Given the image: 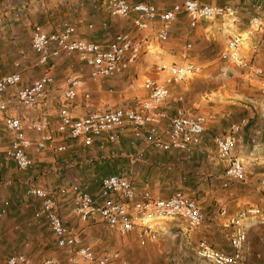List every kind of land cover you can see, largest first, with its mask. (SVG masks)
I'll use <instances>...</instances> for the list:
<instances>
[{
  "label": "crops",
  "instance_id": "crops-1",
  "mask_svg": "<svg viewBox=\"0 0 264 264\" xmlns=\"http://www.w3.org/2000/svg\"><path fill=\"white\" fill-rule=\"evenodd\" d=\"M127 1L131 4L148 2L163 9L182 0ZM201 1L234 4L233 6L236 4L239 13L235 24L238 26L228 31L233 36L244 35V44L249 50L246 59L255 66L264 67V0ZM135 15L136 11H131L127 17L111 15L106 7V0H0V75L20 71V86L28 84L44 71H48L55 81L63 76L62 82L54 83L47 91L44 101L37 107L26 109L12 103L7 110L22 118L28 137L32 140L38 137V133L29 127L31 120L44 114L51 127L58 121V94L64 88L67 76L76 75L81 79L71 106L76 116L85 115L92 109L133 105L146 95L142 80L150 76L143 73L145 68L149 69L145 63L149 58L142 60L144 62H135L114 76H100L96 79L89 77L88 66L76 52L50 55L47 62L39 63L30 45L33 25L38 23L48 31H57L65 23H72L76 26V35L106 43L117 32H129L133 36L138 31L142 32L132 22ZM253 16L258 17V26L251 24ZM207 20L209 19L200 20L195 26H190L187 16L181 13L171 24L169 37L176 33L177 28L182 30L188 24L193 30V35L190 36L193 46L202 45L196 50V54L209 57L213 54V48L209 46L217 32L219 33L221 24L217 20ZM150 22L155 28L150 25L147 30L156 36L159 19ZM150 41L157 46L156 38ZM180 46V43L174 41L170 46H165V49L161 47L160 53L166 59L172 56L170 52L180 50ZM53 47L51 44L49 50ZM241 55L244 56L242 50ZM151 59L154 64L153 53ZM240 76L249 85H254L253 88L245 84L249 90L243 92L242 100L214 97L213 91H208L205 80L197 79L188 82L189 86L177 94L182 96L178 100L177 95L173 96L174 86L170 84L171 98L161 107L168 114L171 115L176 106H183L191 112L209 116L202 139L205 149L201 152L198 147L194 148L190 159L180 150H162L151 143L154 131L167 138V120L158 125L147 124L143 127L129 125L117 131L114 141L107 139L106 134H101L95 136L90 144L55 131L56 142L63 144L64 148L37 149L31 145L27 148L31 164L23 169L18 168L12 160H4L0 156V243L3 254L35 251L37 255L32 264H43L46 257H56L68 263L69 254L56 246L45 221L32 222L39 200L26 193L31 185L42 186L49 192L65 226L78 232L82 242L89 243L87 238L92 236L96 241L100 238L113 239L105 245L108 249L104 250L123 248L124 241L128 238L137 242L134 232L120 236L110 231L101 218L95 216L85 221L74 210L75 192L97 191L101 177L111 173L124 174L133 181L138 191L149 189L157 197H166L176 190L183 191L197 202L206 216L220 207L226 208V215L217 216L213 222L207 221L202 229L208 234L205 238L208 241L224 231L227 240L224 248L230 249L227 239L229 227L223 225L228 216L250 205L258 206L262 211L264 208V94L260 92L254 74L247 70ZM14 89L12 87L8 91ZM85 93L89 95L86 97ZM242 118L245 123L235 133L233 154L247 166V176L244 181H230L223 188L225 161H220L217 157L213 136L225 132L231 123L239 122ZM11 136L0 120V146L6 145ZM192 186L195 187L190 189ZM160 222L158 220L155 223L158 229L161 227ZM244 224L249 244L247 264H264V211L257 218L246 219ZM209 242L215 247H223L213 240ZM124 258L127 259V256Z\"/></svg>",
  "mask_w": 264,
  "mask_h": 264
},
{
  "label": "built area",
  "instance_id": "built-area-1",
  "mask_svg": "<svg viewBox=\"0 0 264 264\" xmlns=\"http://www.w3.org/2000/svg\"><path fill=\"white\" fill-rule=\"evenodd\" d=\"M106 7L111 15L127 17L131 11H136L133 24L140 30H147L150 21L159 19L156 27V38L167 40L171 24L179 14L184 13L190 26H195L200 20L215 17H228L236 21V7L232 4L207 3L199 0H182L167 8H158L148 2L129 3L127 0H106ZM253 26L259 25L257 16L250 19ZM76 26L65 23L57 31H48L36 23L31 30L30 45L39 63L47 62L50 55L61 52L70 54L76 52L89 69V77L114 76L134 64L149 46L144 37H134L129 32L112 34L106 43L95 42L76 35ZM53 44L52 50L49 46ZM190 43L186 46L190 47ZM239 38L227 40L219 57L230 60L235 66L250 71L257 78L258 88L264 94V67L255 66L241 55ZM154 67L163 75L161 78L146 76L142 87L146 95L129 106H114L102 109H92L82 116H76L71 110L76 97V88L81 79L69 75L65 86L58 94V121L51 127L46 115L31 120L29 127L38 133L36 140L25 134V124L19 115L7 110L12 103L26 109L40 105L49 88L54 84V77L44 71L33 78L28 84L19 85L21 72L12 71L0 75V120L4 128L12 135L10 141L0 146V156L4 160H12L20 169L31 164L27 148L34 145L37 149L51 147L62 150L63 144L56 142L55 131L79 138L85 144H90L95 136L106 134L107 139L114 141L117 131L127 126L143 127L147 124L158 125L167 120V138L154 131L151 143L162 150H180L190 159L194 148L201 152L205 146L202 143L203 133L209 116L191 112L183 106H176L170 115L162 104L171 98L170 84L181 82L201 71V65L185 60L181 63L166 60L160 52L153 53ZM15 88L8 91L9 88ZM89 94L85 93L87 97ZM178 100L182 96L177 97ZM245 123L242 118L233 122L223 133L213 136L217 149V157L225 161L222 176L223 186L230 181L241 182L247 176V166L233 154L235 133ZM26 193L39 200L32 222L44 220L56 246L66 251L68 263L56 257H46L43 264H128L119 250L96 252L90 243H84L78 232L65 226L62 217L56 209V203L49 192L38 185H31ZM74 210L82 220L99 217L112 232L125 236L134 232L140 246L155 243L159 239V229L155 225L158 220L182 218L187 228L193 230L203 226L207 221L213 222L217 216L227 214L224 207L212 211L207 216L201 211L197 202L183 191L176 190L166 197H157L149 189L138 191L133 181L122 173H111L101 177L97 191L77 190L75 192ZM262 214L258 206H247L236 214L228 216L223 225L229 227L227 239L230 249L215 247L208 239L199 238L194 246V256L206 264H246L247 263V230L245 220L257 218ZM37 253L3 254L0 243V264H32Z\"/></svg>",
  "mask_w": 264,
  "mask_h": 264
},
{
  "label": "rangeland",
  "instance_id": "rangeland-1",
  "mask_svg": "<svg viewBox=\"0 0 264 264\" xmlns=\"http://www.w3.org/2000/svg\"><path fill=\"white\" fill-rule=\"evenodd\" d=\"M201 1V0H199ZM203 2V1H202ZM234 5V4H233ZM236 6V4H235ZM238 13L239 9L236 7V21L232 22L228 17H215L209 19L207 21H215L221 24L219 27V33L217 32L216 36L212 39L209 48H213L212 55L207 57H200L196 53L202 45L198 44L196 47L193 46V40L190 36L193 35V30L191 27L187 26L184 27L182 30L179 28L176 29V33H173L172 37L168 36L167 40L159 41L154 33H149V30H145L142 32H137L135 37H144L147 40L149 46L146 50L143 51L141 57L137 60L138 62H144L142 60L149 58L145 63L149 66V69H146L143 73L144 75H150L154 78H161L162 73L158 72L156 69L153 68L154 64L152 63L151 55L152 53L161 51V47L170 46L174 41L180 43V50H176L170 52L172 56L167 57L166 60L173 61L177 63H181L186 59L192 60L201 65V71L196 74L192 75L181 82L173 83L174 86V94L176 96L181 91L185 90V87L189 86L188 82L191 80H205L208 85V91H213V96L223 99H232V100H242L243 92L249 90V87H253L254 85H249L245 79H243L240 75L245 73V69L235 66L230 60L223 59L219 57L220 50L224 48L225 43L228 39L232 37L239 38V45L242 50L243 57L246 58V54L249 53L247 46L244 44L245 36L243 35H236L233 36L230 34L231 29H236V22L238 21ZM211 22V23H212ZM183 24V23H178ZM178 24L176 25L178 27ZM152 26V27H151ZM151 28H155L151 24ZM157 39V46L153 45L151 39ZM186 38V39H185ZM187 42H190V47H187ZM166 48V47H165ZM164 48V49H165ZM178 51V52H177ZM248 58V57H247ZM249 60V59H248ZM136 61V62H137ZM80 62V61H79ZM81 64V63H80ZM152 64V65H151ZM63 77V76H62ZM62 77L54 83H61ZM200 84H204L203 82L199 81ZM245 84H248V88H246ZM60 90V89H59ZM254 92H256L254 90ZM178 96V95H177ZM227 130V129H226ZM236 140V139H235ZM236 145V144H235ZM235 148V146H234ZM234 152V150H233ZM195 186H192L190 189H193ZM227 186H225L226 188ZM224 188V186H223ZM262 208V207H261ZM264 211V208H262ZM261 210V212H263ZM182 218H173V219H162L159 225V239L155 243L147 244L146 246H140L135 242L133 239L128 238L124 241L125 246L119 247V251L121 252L122 256H127L129 262L128 264H206L201 259H198L194 256V246L197 240L202 238H206L208 235L205 233L202 227L198 229H189L186 227ZM250 235V232L248 231ZM253 234V233H251ZM208 239V238H207ZM255 239V238H254ZM252 239V240H254ZM113 240V239H112ZM111 239L104 240L100 238V240H95V238L89 237L87 241L92 244L96 252L107 251L104 249H108L106 244L112 241ZM215 242L217 245H221L223 247L227 246V240L225 236V232H221L220 234L214 236L213 239L209 240ZM248 242H247V249H248ZM114 247H116L114 245ZM117 249V250H118ZM264 255V252L263 254ZM247 264V263H246Z\"/></svg>",
  "mask_w": 264,
  "mask_h": 264
}]
</instances>
